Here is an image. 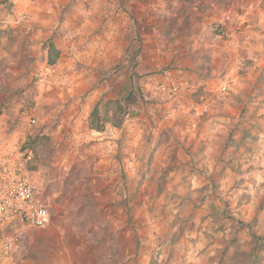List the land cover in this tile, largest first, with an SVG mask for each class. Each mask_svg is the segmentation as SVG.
I'll return each instance as SVG.
<instances>
[{"label": "rangeland", "instance_id": "obj_1", "mask_svg": "<svg viewBox=\"0 0 264 264\" xmlns=\"http://www.w3.org/2000/svg\"><path fill=\"white\" fill-rule=\"evenodd\" d=\"M0 151L13 264H264V0H0Z\"/></svg>", "mask_w": 264, "mask_h": 264}, {"label": "built area", "instance_id": "obj_2", "mask_svg": "<svg viewBox=\"0 0 264 264\" xmlns=\"http://www.w3.org/2000/svg\"><path fill=\"white\" fill-rule=\"evenodd\" d=\"M43 74L40 82L44 79ZM203 105V110L208 111V105ZM13 149H18L17 145ZM9 154L0 151V264L16 261L20 229L42 227L50 219L49 204L43 191L23 170L18 158Z\"/></svg>", "mask_w": 264, "mask_h": 264}, {"label": "trees", "instance_id": "obj_3", "mask_svg": "<svg viewBox=\"0 0 264 264\" xmlns=\"http://www.w3.org/2000/svg\"><path fill=\"white\" fill-rule=\"evenodd\" d=\"M56 60H57V54L55 56H51L49 61H50V63L53 64V63H55ZM130 96H131V98H127V103H133V102H135L137 100V96L134 95V93L131 92ZM94 114L98 115V111L95 110ZM92 127L96 128L99 131H104L106 125H105V123H100V124H96V126L94 125Z\"/></svg>", "mask_w": 264, "mask_h": 264}, {"label": "crops", "instance_id": "obj_4", "mask_svg": "<svg viewBox=\"0 0 264 264\" xmlns=\"http://www.w3.org/2000/svg\"><path fill=\"white\" fill-rule=\"evenodd\" d=\"M118 130V129H117ZM103 137V139H106L107 138V141H105L106 144H108L109 146L111 145V142H113L112 140V136L113 133H114V129H110V130H105V131H102V132H99ZM118 134V132H117ZM104 144V142H103Z\"/></svg>", "mask_w": 264, "mask_h": 264}]
</instances>
